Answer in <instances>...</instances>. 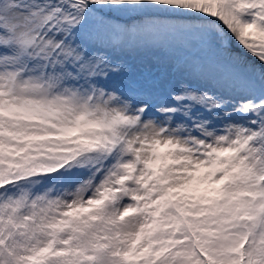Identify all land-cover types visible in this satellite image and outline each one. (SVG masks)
Here are the masks:
<instances>
[{
	"label": "snow or ice",
	"instance_id": "obj_1",
	"mask_svg": "<svg viewBox=\"0 0 264 264\" xmlns=\"http://www.w3.org/2000/svg\"><path fill=\"white\" fill-rule=\"evenodd\" d=\"M0 264H264V0H0Z\"/></svg>",
	"mask_w": 264,
	"mask_h": 264
}]
</instances>
